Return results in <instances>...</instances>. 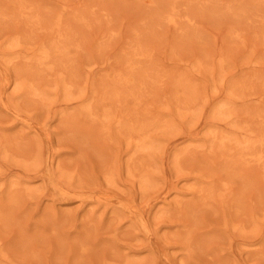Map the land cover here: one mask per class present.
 <instances>
[{
  "label": "rangeland",
  "instance_id": "rangeland-1",
  "mask_svg": "<svg viewBox=\"0 0 264 264\" xmlns=\"http://www.w3.org/2000/svg\"><path fill=\"white\" fill-rule=\"evenodd\" d=\"M0 264H264V0H0Z\"/></svg>",
  "mask_w": 264,
  "mask_h": 264
}]
</instances>
